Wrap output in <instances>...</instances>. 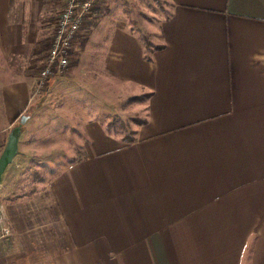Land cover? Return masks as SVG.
I'll list each match as a JSON object with an SVG mask.
<instances>
[{
	"label": "crops",
	"instance_id": "1",
	"mask_svg": "<svg viewBox=\"0 0 264 264\" xmlns=\"http://www.w3.org/2000/svg\"><path fill=\"white\" fill-rule=\"evenodd\" d=\"M57 1L0 0V150L19 127L21 152L24 127L48 120L52 96L67 93L57 77L33 97ZM166 1L151 60L118 17L84 31L68 77L81 80L75 98L86 97L89 51L100 61L90 73L131 97L149 93L146 122L126 143L84 108H55L72 123L63 164L52 160L61 169L41 188L53 207L28 209L43 193L21 192L28 180L7 167L0 264H264V0Z\"/></svg>",
	"mask_w": 264,
	"mask_h": 264
},
{
	"label": "rangeland",
	"instance_id": "2",
	"mask_svg": "<svg viewBox=\"0 0 264 264\" xmlns=\"http://www.w3.org/2000/svg\"><path fill=\"white\" fill-rule=\"evenodd\" d=\"M57 2L61 5L59 7L57 6L52 16L53 22H51L48 30L46 29L45 31L47 35L42 42L44 50H49L55 25L62 10V2L60 0ZM92 13L95 14L96 18L89 19L90 22L86 25L85 29L86 33L88 30H90V32L93 31L100 19L104 17H118V19L124 23V26L137 29L141 32L140 34L143 38L145 52L147 55H150L151 51L162 41L161 23L163 19L168 16L169 10L166 0H98ZM119 25L121 24L119 23ZM83 42L85 41L79 40L76 44V48H78L79 45L81 46ZM87 43L88 40L86 39L85 45ZM86 54H88V56L86 55V97L78 96L79 98H75L77 89L72 88L73 85L81 82V80L72 81L68 78L74 63H76V58L73 56L68 70L62 76L56 77L57 80L63 82V86H61L62 91L64 90L67 93L64 92L65 95H62L56 92L52 96L53 99H51V102H48L51 103L49 106L54 110L51 117H48L49 125L44 123L48 120L44 121L42 116L39 117L40 119L33 120L27 125L26 120L23 124L26 125L24 127L26 129V131L24 129V133L27 134L26 142L24 141L21 145V152L18 151L14 158L15 163H11L7 171V176L10 178L20 177L24 180H28L27 184L20 185L22 188L21 192H25L29 195L41 192V188L44 187V181L50 180L61 169L58 167L59 164L56 161L59 162L60 160L61 164H63L61 158L66 154H62L64 153L62 149H65L62 144L67 143V141L71 139V137L68 139L64 136L63 130L72 122L68 120L70 116H66V112H56L55 108L60 107L61 110H66V108L68 110H70V108H84L86 110V118L97 117L102 122L105 121L104 123L108 131L119 138H124L134 132L139 123L138 121L145 119L147 115L149 93L144 90L140 95L131 97L130 87L126 86L123 87V89H118L119 87L115 86L117 84H114L112 80H108L106 74L102 72L94 73V71L90 73V67H95L96 65V67L100 68V61L89 54V51H86ZM41 66V64L39 65V63H37L35 67L37 74ZM89 74L93 77L92 81L93 79L95 80L94 85L90 84L91 78ZM68 88H70V90ZM49 96H51V93ZM79 103L81 104L78 105ZM83 105L86 107H83ZM13 128L15 127H12V129ZM47 128H51V132L53 131L54 133H48V135L45 132V136H43L42 132L47 130ZM31 145L34 151L28 147ZM4 148L5 146L1 148L0 155ZM27 150H31L30 153H26L28 152ZM55 159L56 161L53 162L52 160ZM10 186L13 187L12 185ZM41 193H43L42 197H34L30 200L31 202H27L28 209H45V207H53V205L50 206L51 201L49 202V197L46 195L48 193L46 191Z\"/></svg>",
	"mask_w": 264,
	"mask_h": 264
},
{
	"label": "built area",
	"instance_id": "3",
	"mask_svg": "<svg viewBox=\"0 0 264 264\" xmlns=\"http://www.w3.org/2000/svg\"><path fill=\"white\" fill-rule=\"evenodd\" d=\"M97 1L62 0V10L55 25L48 56L39 69L33 97L47 92L52 80L68 70L75 46L84 33L86 20ZM3 231L10 234L7 226L3 227Z\"/></svg>",
	"mask_w": 264,
	"mask_h": 264
},
{
	"label": "water",
	"instance_id": "4",
	"mask_svg": "<svg viewBox=\"0 0 264 264\" xmlns=\"http://www.w3.org/2000/svg\"><path fill=\"white\" fill-rule=\"evenodd\" d=\"M26 120L27 116L24 115L21 117V123H25ZM18 142L19 127H15L10 132L5 148L0 155V182L7 167L13 162V159L18 152Z\"/></svg>",
	"mask_w": 264,
	"mask_h": 264
},
{
	"label": "trees",
	"instance_id": "5",
	"mask_svg": "<svg viewBox=\"0 0 264 264\" xmlns=\"http://www.w3.org/2000/svg\"><path fill=\"white\" fill-rule=\"evenodd\" d=\"M162 47H163V45H158V46L156 47V49H161ZM146 58H147L148 60H151V56H150V55H147ZM43 93H45V92H43ZM43 93H42V94H43ZM138 122H139L138 124L145 123V122H146V119L139 120ZM110 126H111V125H110ZM135 134H136V132H135V130H134V132H132L130 135H127L126 137L121 138V139H122L124 142H126V143H134V142L136 141Z\"/></svg>",
	"mask_w": 264,
	"mask_h": 264
}]
</instances>
